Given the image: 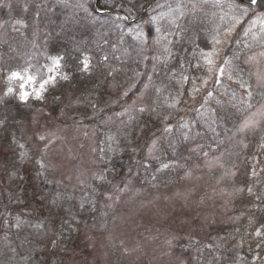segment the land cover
<instances>
[{
    "label": "rangeland",
    "instance_id": "1",
    "mask_svg": "<svg viewBox=\"0 0 264 264\" xmlns=\"http://www.w3.org/2000/svg\"><path fill=\"white\" fill-rule=\"evenodd\" d=\"M94 2L0 0V120L5 121V126L0 128V264H37L41 257L48 255L47 252L33 253L34 247L43 246L47 240L31 224L48 216L39 197L47 195L50 199L57 190L75 197L65 201V205H76L79 224L75 230H65L61 246L66 251H56L55 264H253L252 258L258 252L264 258V249L257 250L258 238L254 236L255 229L264 223L263 211L252 207L251 216L247 214L255 197L247 193L245 177L241 175L246 167L250 170L252 163L249 159L246 165L244 158L256 154L264 138V116L256 115L264 113V17L249 12L232 20L229 13L222 12L228 9L224 4L235 3L232 0H158L140 19L129 21L133 18L120 11L101 13L98 0L96 7ZM193 5H196L194 11ZM174 9L184 15L176 19L179 13L173 12ZM106 13L110 14L103 15ZM207 17L212 19L208 20V28L199 30L197 27ZM157 27L162 37L173 42L170 47L174 57L168 68L178 67L181 58L192 59L193 49L211 50V37L223 38L228 29H232L230 38L217 45L222 49L217 64L229 59L227 47L237 39L248 41L249 50L240 60L252 79L251 99L236 79H228L232 67L227 64L222 86L209 84L208 90L213 95L207 103L202 99L196 105L188 101L181 104L182 111H172V133L165 134L159 120L136 112L135 107H130L133 101L136 106L155 102L158 111L167 114L170 110L164 106L163 97L169 90L178 88L174 82L169 83L164 65L154 60L159 57L162 61L166 56L163 50L166 40L160 44L153 40ZM212 27L217 28L212 30ZM57 53L66 57L62 72L87 55L95 65L93 73L83 77L77 73L71 84L59 81L56 87L49 86L44 101L30 99L27 105H21L15 96L4 94L8 86L5 77L10 70L27 69L39 81L47 78L50 57ZM100 54L108 56L107 67L99 63ZM154 62L159 72L153 75L152 83L146 75H136V72L151 73ZM109 67L117 71L106 79ZM203 74L208 75L206 70ZM162 82L168 87L157 96L155 86H162ZM12 86L18 94L19 82H13ZM126 90L129 94L125 97ZM56 96L63 102L54 105ZM77 99L81 101L79 104L65 109L68 117L82 119L85 114L91 117L93 110L88 101L98 103V116L84 119L82 127L77 128L73 119L53 121L38 113L40 109L47 112L54 106L58 111ZM195 107H200L199 113ZM218 108L227 117H234L235 124L220 139L219 145L210 146L193 127L205 118L218 117ZM33 116L37 117L36 123L32 122ZM130 116L135 117V126L145 127L134 146L135 156L146 160L147 168L137 165L131 176L122 173L127 182L125 191H114L112 185H105L112 199L98 195L95 210L80 213L78 199L91 198L89 185L95 183L92 172L105 167L100 157L107 153L108 137H122L124 122ZM251 119L259 120V125L237 134V129ZM186 120L192 134L184 141L181 133L188 128L180 129L179 123ZM37 133H54L56 137L46 157L55 166L47 174L52 183L46 184L44 177L37 176L35 158L39 156L37 145L40 144ZM153 133L162 138L165 148L169 143L175 145L174 149L161 153L160 159L148 157L147 144ZM241 141L248 147L243 148ZM102 148L105 152L100 151ZM22 153L26 154L23 163ZM161 161L174 166L157 171ZM127 162L125 155L124 163ZM116 163L119 165V158ZM260 163L264 164V150ZM233 164L240 171L236 176L226 175L225 170ZM78 176L84 180L83 186ZM120 180L118 175L113 183ZM56 181H60L59 185ZM238 187H244L245 191L236 194ZM254 191L259 193L264 189L257 185ZM61 215L65 213L56 217L57 228ZM17 216L24 221L18 229L14 227ZM6 219L8 225L4 223ZM28 256L32 259L26 260ZM255 264H264V259H257Z\"/></svg>",
    "mask_w": 264,
    "mask_h": 264
},
{
    "label": "snow or ice",
    "instance_id": "2",
    "mask_svg": "<svg viewBox=\"0 0 264 264\" xmlns=\"http://www.w3.org/2000/svg\"><path fill=\"white\" fill-rule=\"evenodd\" d=\"M138 6L137 0H127V5L121 4V7L127 11L130 15L132 11ZM230 7L235 8L239 11L241 16H247L249 12L257 13L259 17H264V0H236V2ZM196 5H193V11L195 10ZM100 12H103V9H100ZM173 12H178L179 15L176 19H179L184 15V12L179 9H174ZM121 19H126V17H121ZM156 19L155 17L153 18ZM240 21L237 20V23ZM17 23H21L17 21ZM175 23V20H173ZM157 36L153 38L154 42L160 44L162 40H166V37L161 36V29L157 27L156 29ZM232 29H228L223 38L218 35H214L211 37V50L204 49H193L192 59L185 60L181 58L178 63V67L168 68L169 61L174 57V53L170 47L173 43L171 40H166L164 44V52L166 56L161 61L159 57L154 58L155 61L162 63L164 67L167 69L165 72V76L167 77L169 83H175L178 85V88L175 90H169L168 94L163 97L164 106L167 107L170 111L167 114H162L158 111V107L155 102L152 105L145 106H136V101H133V105L130 107H135V111L139 114H148L150 117L159 120L163 123V132L165 134H170L174 131V127L172 125L171 117L172 111H182L181 104L187 103L191 101L193 105L199 103V100L202 99L205 103L209 97L213 95L211 90H208L209 84L212 86H222L223 77H224V65L230 64V60L225 58L221 64H217L216 59L219 53L222 51L221 48H218L217 45H221L226 40H228L231 36ZM143 33H138V35H142ZM147 43V40H145ZM198 48V46H197ZM66 57L65 55L57 53L56 55L50 57L51 66L48 68V76L47 78H41L39 81L37 77L31 74L27 69L23 71H15L10 70L6 74V80L8 86L5 91V95H13L15 96L21 105H27L30 99H35L39 101H44L45 96L44 93L48 90L49 86L56 87L59 81H65L69 84L75 79L76 74L79 73L82 77L91 75L94 71L95 65H93L92 60L87 55H82L79 58L78 63L68 71H61L62 68L65 67L64 61ZM108 56L104 55L99 58L100 63L104 64L106 67L108 62ZM145 60L148 58L145 57ZM193 61H195L193 63ZM207 71L208 75H204V71ZM117 71V69L109 67L107 72V77H112L113 73ZM159 69L157 68V63H153L151 73H141L136 72L137 76H147V80L149 83L153 82V75L158 74ZM200 73V75H197ZM229 80L233 79V76H228ZM19 82L18 94L17 90L12 86L13 82ZM237 83L240 84L242 88H244L245 93L247 94V98L250 100L252 97V92L245 86V83L241 81L238 77L236 78ZM38 83V87L36 86ZM31 86V90L29 87ZM188 86V87H186ZM149 84L146 83L144 88L147 89ZM167 85L155 86V92L157 96H159ZM129 91L126 90L123 93V96H128ZM143 96V92H141V97ZM199 98V99H198ZM87 99V97H85ZM57 102H63L60 96L54 97V105ZM81 101L77 99L76 101H72L71 104H65L64 107L59 108L57 111V107H52L47 112H44L43 109L38 110V113L44 115L49 120L59 121V120H67L73 119V124L79 128L84 126V119H94L98 116V103L93 102L91 100L88 101L90 107L93 110V115L91 117L85 114V117L82 119H75L74 117H68L66 112V108L73 106L75 104H79ZM251 106V105H249ZM203 107V105H200ZM200 107H195L194 110L199 113ZM100 112H103V109H99ZM128 109H125L127 112ZM117 115H123V113H117ZM256 115L264 116V113L258 112ZM135 117L129 118V121L124 122L126 127L122 133V137L109 136L108 137V148L107 153L100 157V160L104 162L105 167L100 168L97 171H93L91 175L92 181L95 183L89 185L92 189L91 198L87 196L80 197L77 201L78 208L80 213L94 211L96 199L95 197L98 195H103L104 199L110 200L112 199V193L105 190V185H112V189L114 191L123 192L127 189V182L124 179L122 173H126V175L131 176L133 174L134 168L137 165L141 167L147 168V161H142L135 156V143L136 140L142 136L145 132V127H137L133 123ZM32 122H37V117H32ZM260 121L257 119L246 120L239 129H237V134L243 133L249 130L255 129L259 125ZM5 126V121L0 120V128ZM188 128V131H183L181 133L183 140L187 141L189 137V133L191 131V127L187 125V122L179 123L180 129ZM85 136H87V132H85ZM153 138L151 142L147 144L148 148V157L160 159V154L167 152L168 148H175V145L169 143L168 148H165L162 138L156 137L155 133L152 134ZM36 139L40 142L37 145L39 156L35 158V164L38 166L37 176H41L45 178V183H52L47 179V174L55 167L51 164L50 161L46 159L49 147L54 140L56 139L54 133H37ZM13 142H15L13 140ZM243 148H247V144H243L241 141ZM23 147V145H20ZM264 150V138H262L261 143L258 145V150L256 154H253L250 158L245 157L244 162L247 165L249 159L252 161L250 165V170L246 167L245 170L241 173L243 177H245L243 183L247 185V193L249 196H254L255 201H253L250 205V210L252 207L257 208L258 211H264V208H261L260 205H264V191L259 193L255 192L254 189L259 185L261 189H264V164L260 163V154L261 151ZM101 152H105V149H100ZM193 152L196 149H192ZM26 154H21V163L24 162ZM127 155V164L124 163V156ZM205 156L208 155L207 152L204 153ZM239 156L240 153H237ZM117 158H119V165L116 163ZM174 165L170 162L161 161L160 167L157 171H163L165 169H169ZM223 166V165H221ZM240 169L238 165L233 164L232 168L226 169L225 174L230 176H236L237 172ZM190 174V173H188ZM81 175H83L81 173ZM121 176L120 183H113V179L116 176ZM70 178V177H69ZM155 178V177H154ZM20 179H24V177H20ZM81 186L84 185V180L77 177ZM57 185H59L60 181H56ZM123 183L124 187H121L120 184ZM236 194H241L245 191L244 187H238L235 189ZM41 204L47 209L48 216L42 218L34 224H31L38 233L42 234V238L47 240L43 246L37 245L33 248V253H44L47 252V256L41 257L42 264H55V254L58 249L62 251H66V249L62 248L61 240L64 237L65 230L72 231L76 229V226L79 224V219L77 216L76 205L70 204L68 206L65 205V201H72L75 197L71 193L61 192L59 190L56 191L54 195L49 197L47 195L39 197ZM65 213V215L59 216L60 226L56 227V217L61 213ZM16 223L14 225L15 228H19L21 223L24 221L21 220L19 216L16 218ZM5 225H8V220L4 221ZM249 223H252V220H249ZM254 236L257 237L256 248L257 250L264 249V223L261 224L259 228L255 229ZM26 260H31L32 256H28L25 258ZM253 264L257 259H264L259 256V252L256 257L252 258ZM41 262H37V264H41Z\"/></svg>",
    "mask_w": 264,
    "mask_h": 264
},
{
    "label": "trees",
    "instance_id": "3",
    "mask_svg": "<svg viewBox=\"0 0 264 264\" xmlns=\"http://www.w3.org/2000/svg\"><path fill=\"white\" fill-rule=\"evenodd\" d=\"M152 0H137L138 6L132 11L131 15L125 11L122 7L121 4L127 5V0H98V9H103V11H120L122 14H125L127 16H130L131 18L138 16L146 7L147 5L151 2ZM156 0L155 2H157ZM233 2H236V0H232ZM208 2V1H207ZM91 4V3H90ZM226 8L222 12H227L229 13V16L232 20L242 17L241 14L239 13L238 10L235 8L230 7L232 3L228 2L224 4ZM93 11V10H92ZM220 12L222 15L223 13ZM110 13H106L103 15H108ZM116 14V13H114ZM119 14V13H118ZM134 15V16H133ZM100 16V15H99ZM207 20L204 21V24H199L197 27L199 30L200 28H205L207 29L209 26L208 20L211 19L210 17L206 18ZM212 20V19H211ZM210 20V21H211ZM126 22V20H124ZM217 27H212V30H215ZM201 29V30H202ZM71 35H68L70 37ZM249 43L246 40L242 39H237V42L235 44H231L229 47H227V52L229 51L228 56L230 60V68L232 67V72L231 76H233L234 79L237 77L245 83V86L251 87L253 86L252 79L251 77L246 73V69L243 68L240 57L241 55L245 54L249 50ZM73 53V52H72ZM98 60L102 55H98ZM100 63V60H99ZM101 64V63H100ZM250 88V90H251ZM197 115V114H196ZM217 115L218 117L215 116H210L209 118H205L201 121V124H197L194 126V130L197 131L198 136L201 138H204L206 141V144L213 146L214 144H220V139H223L226 137L232 130L234 126V117H227L225 113H223L219 108L217 109ZM101 116H104V113H102ZM199 116V115H197ZM198 118V117H197ZM189 118H187L188 120ZM186 120V122H187ZM189 122H187V125ZM189 134H192L190 131ZM252 208L250 210V207L247 209V214L251 216L252 214ZM264 221V211L261 213Z\"/></svg>",
    "mask_w": 264,
    "mask_h": 264
},
{
    "label": "water",
    "instance_id": "4",
    "mask_svg": "<svg viewBox=\"0 0 264 264\" xmlns=\"http://www.w3.org/2000/svg\"><path fill=\"white\" fill-rule=\"evenodd\" d=\"M156 0H152L148 5H147V7L137 16V17H135L134 19H133V21L134 20H138V19H140L145 13H146V11L148 10V8H150L151 6H152V4L155 2ZM97 3V0H95V2H94V6L96 7V4Z\"/></svg>",
    "mask_w": 264,
    "mask_h": 264
}]
</instances>
